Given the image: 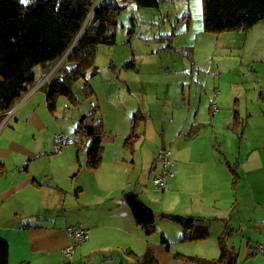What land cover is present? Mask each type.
Returning <instances> with one entry per match:
<instances>
[{
	"label": "crops",
	"instance_id": "crops-1",
	"mask_svg": "<svg viewBox=\"0 0 264 264\" xmlns=\"http://www.w3.org/2000/svg\"><path fill=\"white\" fill-rule=\"evenodd\" d=\"M241 68L249 70V66ZM131 71L134 74L138 70ZM121 72L120 67L116 75L122 83L120 88L134 97L130 95L132 102L126 105L125 113L116 111L113 128L102 124L103 162L96 169L86 166L92 171L89 179L80 178L84 167L79 157L80 149L86 156L91 137L82 148L75 144L60 154H54L53 148L51 151L52 138H36L34 130L40 133L44 126L34 121L37 109L32 100L37 93L34 91L42 88H33L3 114L0 239L8 244V264H131L127 252L139 255L136 239L143 241L144 232L124 202L130 193L153 212L155 222L159 216L176 232L173 238L162 236L159 243L151 241L143 247V255L150 250L157 264L186 262L176 257L187 255L172 251L173 244L210 237H215L219 253L221 238L235 253L233 236L240 233L247 245V257L264 264V252L253 250L256 244L264 243V73L257 71L256 78L246 75L242 83L247 87L255 84L254 89H243L240 95L225 92L220 78L215 77L204 84L167 82L164 97H159L147 93L151 83L136 80L132 74L121 77ZM257 90L260 99L257 96L256 100ZM233 96L237 99L232 100ZM247 103L251 106H244ZM221 105L230 109L222 110ZM106 132L112 139L106 138ZM130 135L136 138L135 147L127 148L124 142ZM164 147L171 150L176 173L165 180L166 190L152 183L162 193L158 196L140 187L139 181L132 182L131 175L139 162L142 169L138 180L150 179L147 168L153 177L159 166L158 149ZM104 162L114 170L102 173ZM90 195L97 201H88ZM68 197L74 199L70 205ZM156 201L154 211L151 204ZM174 218L190 222L189 230L184 231ZM76 225L90 230L89 240L76 245L66 257L64 249L72 244L69 229ZM185 232H190L192 239L182 240ZM236 257L235 253V261Z\"/></svg>",
	"mask_w": 264,
	"mask_h": 264
},
{
	"label": "rangeland",
	"instance_id": "rangeland-1",
	"mask_svg": "<svg viewBox=\"0 0 264 264\" xmlns=\"http://www.w3.org/2000/svg\"><path fill=\"white\" fill-rule=\"evenodd\" d=\"M21 1L23 3L27 2V0ZM113 1L123 6L116 17V44L113 46L98 45L96 48L94 66L97 67L98 73L92 77L87 75L93 94L86 96L83 93L84 80L80 79L72 88L76 99L75 104H71L65 97H60L57 100L55 110L50 112L44 105L43 90L38 91L36 89L38 88L37 85L34 87L36 89L34 92L37 91L32 100V103H35V109H37L35 114L37 119L34 121L40 122L44 126L40 133L33 129L37 132L36 138L39 140L46 137L53 139L56 134L61 132L65 135H72V138L77 139L75 130L79 122L83 116L91 113L96 107H98L102 124L104 123L107 129L113 128V118L117 115L116 111L120 110L125 113L126 105L132 102L130 97H134L133 93L129 94L120 88L122 83L120 78L116 76L120 67L122 70L121 77H125V74H132L130 76H135L134 79L136 80L151 83L152 86L148 87L149 90L146 89L147 93L157 94L159 97H164L167 82L188 83L192 80L204 84L205 80L210 81L215 77L220 78L226 90L225 92L230 91L240 95L243 89H248V91L254 89L255 84H250L248 87L243 84L246 81V75L251 77L254 75V78H256L257 71L264 73V20L245 31L209 33L203 29L202 0H159L160 5L158 8L139 7L133 0ZM130 59L134 60L138 70L134 74L129 73L132 72L131 70L122 68L124 62ZM57 65L54 66V69ZM242 66L244 68L249 66V70L242 69ZM35 73L38 84L43 76L40 79L41 72L39 68L35 69ZM243 73H245L244 80ZM46 78L47 75L44 76L43 81ZM255 94L256 100L257 96L260 99L258 90L255 91ZM233 99H237V97L233 96ZM244 106L250 107L251 105L247 103ZM220 108L225 110L230 109V106L221 105ZM158 112H161L160 108H158ZM31 124V121H29L28 125ZM87 124L88 121L86 126ZM28 125L22 127L31 129ZM31 126L34 128L33 125ZM109 133L106 132V138L112 139ZM77 144L80 148L84 146V144L81 146L79 142ZM108 144L110 143L106 141L105 146L107 148H109ZM102 146L104 147V144ZM52 148L53 144L51 151ZM73 149L76 150L74 147ZM47 151L50 153V148ZM84 151V149H80L79 159L84 167L82 177H80L81 180L92 177V171L86 168ZM107 152L109 154L108 150ZM55 162L60 163L62 161L55 160ZM75 163H77L76 159ZM141 169L142 164L136 163L133 167L131 181L135 183L139 181L140 187L146 189L147 192H156L160 196L162 193L153 187V177H149L148 168L146 171L150 179L146 182L144 179L138 180L141 179L139 178ZM100 170L104 173L112 171L114 168L108 164L100 167ZM121 170L122 168L119 167L120 172ZM87 200L97 201L92 195ZM158 200L160 201V197ZM159 201L151 204L155 209L154 211H156L155 207H157ZM73 202L74 199L68 197V205ZM171 226V224L167 225V221H160L158 216L155 231L149 236L143 234V241L136 239L138 241L136 243V249L139 251L138 256L143 255L145 251L143 247H146L147 243L151 241L159 243L162 236L173 238L176 232ZM209 233L215 236L214 232L209 231ZM190 234L188 232V236ZM233 237H235V253L237 254L235 264H262L255 258L247 257L245 253L247 245L244 242L245 240L242 241L241 233L234 234ZM229 241L230 245L231 242ZM238 250H240L239 254ZM172 251L201 260L215 259L219 253L215 237L186 241L180 245L173 244ZM123 264H127V262L123 261ZM177 264L192 263L179 262Z\"/></svg>",
	"mask_w": 264,
	"mask_h": 264
},
{
	"label": "trees",
	"instance_id": "trees-1",
	"mask_svg": "<svg viewBox=\"0 0 264 264\" xmlns=\"http://www.w3.org/2000/svg\"><path fill=\"white\" fill-rule=\"evenodd\" d=\"M139 7L158 8L159 0H133ZM123 9L113 0H0V122L15 101L29 93L37 85L35 69L39 68L45 81L38 88L44 91L45 106L53 112L57 100L65 97L75 104L73 85L84 80L82 91L93 94L88 77L98 69L94 58L98 45L116 44V17ZM203 29L209 33L248 30L264 20V0H202ZM58 64V65H57ZM56 68L54 69V66ZM135 70L133 59L122 65ZM87 125L93 128L87 135ZM81 146L91 137L86 147V166L96 169L102 160L104 131L98 107L79 122L75 130ZM67 136V135H66ZM71 137V136H67ZM135 136L130 135L124 146L131 148ZM78 145V144H77ZM0 163V173L3 171ZM236 176L234 182H236ZM124 202L129 207L135 223L145 235L155 231V216L144 207L136 195L126 194ZM176 219V218H174ZM189 230L190 222L176 219ZM190 240L185 232L182 240ZM166 249L169 245L162 238ZM9 248L0 239V264H8ZM131 264H157L150 250L137 256L127 252ZM192 264H235V253L221 238L220 253L216 259L201 260L192 256L176 255Z\"/></svg>",
	"mask_w": 264,
	"mask_h": 264
},
{
	"label": "built area",
	"instance_id": "built-area-1",
	"mask_svg": "<svg viewBox=\"0 0 264 264\" xmlns=\"http://www.w3.org/2000/svg\"><path fill=\"white\" fill-rule=\"evenodd\" d=\"M216 109V106H214ZM53 153L60 154L64 148L74 145V139L72 137H67L64 133L56 134L53 137ZM158 159V171L153 172L152 183L159 190H166L165 180L167 178H172L175 176L174 161L171 157V150L168 148H159L157 152ZM69 233L72 239V244L64 249V254L66 257L71 256V252L74 247L78 244L84 243L89 240L90 230L83 225H76L69 229ZM255 253L264 252V243L256 244L254 247Z\"/></svg>",
	"mask_w": 264,
	"mask_h": 264
},
{
	"label": "water",
	"instance_id": "water-1",
	"mask_svg": "<svg viewBox=\"0 0 264 264\" xmlns=\"http://www.w3.org/2000/svg\"><path fill=\"white\" fill-rule=\"evenodd\" d=\"M83 118H84V116H83ZM86 130H87V135L88 136H92V134H93V128H92V126L91 125H87L86 126Z\"/></svg>",
	"mask_w": 264,
	"mask_h": 264
}]
</instances>
